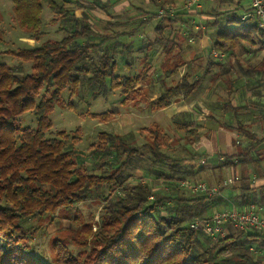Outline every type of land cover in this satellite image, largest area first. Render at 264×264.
<instances>
[{
	"label": "trees",
	"instance_id": "obj_1",
	"mask_svg": "<svg viewBox=\"0 0 264 264\" xmlns=\"http://www.w3.org/2000/svg\"><path fill=\"white\" fill-rule=\"evenodd\" d=\"M149 1L177 10L160 16L155 24L144 18L130 30L110 33L95 31L85 15L79 20L74 15L79 26L61 39H47L17 52L31 62V72L22 74L0 62V264H264L263 233L237 229L211 238L190 228L185 217L192 214L191 207L212 200L241 210L258 205L264 212V182L253 186L252 170L245 167L264 169V31L256 17H242L249 3L243 5L241 0H211L208 8L191 13L181 8L184 0ZM45 7L63 18L73 16L59 0H12L14 19L32 34L40 32ZM178 17L181 31L166 34V27ZM150 30L156 35L146 41ZM205 33L221 58L186 59L184 52L195 48ZM156 47L163 62L172 65L154 78L149 53ZM182 66L183 73L173 81ZM202 89L207 98L216 99L209 103L200 99L202 107L194 104L169 119L170 128L184 137L185 156L166 152L173 151L172 138L157 123L140 130L144 138L140 144L100 131L87 152L76 149L79 128L71 134L51 132L49 115L66 90L69 107L80 90L93 100L117 93L115 103L151 113L177 100L196 99ZM25 112L32 113L34 126L21 124ZM116 112L117 107L91 116L106 121ZM194 114L238 137L232 141L233 152L217 154L214 163L219 169L242 165L240 178L233 186L221 180L217 194L188 197L180 185L204 168L203 155L192 148L201 136ZM137 168L142 170V181L132 180ZM154 179L168 191L153 190ZM223 192L226 199L220 196ZM91 198L102 202V211L96 229L85 233L89 243L74 242L85 251L76 252L55 239L49 260L33 252L30 241L37 227L27 225L29 218L53 216L60 207L71 211ZM163 206L165 213L160 211Z\"/></svg>",
	"mask_w": 264,
	"mask_h": 264
},
{
	"label": "rangeland",
	"instance_id": "obj_2",
	"mask_svg": "<svg viewBox=\"0 0 264 264\" xmlns=\"http://www.w3.org/2000/svg\"><path fill=\"white\" fill-rule=\"evenodd\" d=\"M59 1L63 3L64 8L67 9L68 12L73 13V16L68 15L67 17L63 18L61 14H54L45 7L41 15L42 25L40 32L32 34L31 32L22 29L14 19L12 12V0H0V62H4L13 68L21 70L22 74L31 72V62L19 58L16 55L17 52L22 49L35 47L42 41L47 39H61L66 35L67 32H70L79 26L77 23L78 21H76L75 18H77L78 20L82 19V15H85L87 17L85 19L95 31L110 33L111 30L116 31L117 29L130 30L140 23V19L144 18H149L151 23L155 24L157 20H159V18H161L162 16L160 17L159 15H153L154 12L157 13L158 9L160 8L166 9L169 7H173L171 5L155 7L149 0H96L95 2L92 0ZM241 1L243 5H247L249 3L248 0ZM199 2L205 8H208L212 5L211 0H200ZM117 23L120 24L117 25ZM179 23V17L175 18L173 24L166 27V34L170 33L172 35L179 30L181 31ZM190 23H192L191 20ZM155 35V30H150L147 33L146 41H151L155 37ZM202 36L208 37L206 33ZM211 49L212 48L210 46L208 51L205 54L203 53V57H210L209 51ZM149 55L150 62L153 65L154 78L157 77L161 69L172 65V63L168 64L163 62V59H161L162 55L159 52V47H156V50H152ZM185 58L187 59L186 56ZM135 67L140 68L141 63L136 61ZM184 69L185 67L180 70L179 74L172 76L171 79L173 78V81L179 79ZM198 70L201 71L202 69L200 68ZM171 79H169L168 81H170ZM78 91V94H75L71 97L73 101L72 107H69L67 105V101L70 99L68 91H64L62 94L63 101L58 103L49 115L52 122V133L58 130H64L67 133L71 134L76 128H79L81 130V140L76 145V149L78 151L87 152L88 146L96 140L97 134L100 131L118 133L130 139H134V142L140 144L144 142V138L141 135L140 130L143 127L150 126L153 123H157L168 134H170L172 138L173 146L171 147L173 148V151L166 150V152L174 157L178 155H187L186 150L183 148L186 143L184 137L182 136V133L175 132L170 128L169 119L167 118L165 113H152L147 117L142 113H137L132 120H128L127 115L133 108L129 103L125 107L117 104V102L115 103V100L118 97L117 93L110 94L107 100L102 97H98L97 99L93 100L87 93L85 94L82 91L80 92V90ZM221 92L222 91H219L220 94L223 93ZM207 94L208 92L205 89H202L197 95V100L201 102L200 99H204L209 103L216 99L215 95L207 98ZM115 107H117V112L106 121H102L91 116L92 113L107 112L113 110ZM171 111L172 109L168 112ZM218 113L219 112H216V114ZM20 121L22 125H35L31 112L23 113L20 116ZM196 124L200 129L201 136L199 140H195L192 148L194 149L196 154L198 153L200 155H203V157H201V160L203 161L204 168L199 170L194 177H187L184 180L205 183L208 187L216 188L217 192L219 193L220 184L224 180L231 179L234 176H237L238 179L240 178V173L243 166H227L219 169V166H216V163H214L216 155L225 152H213L210 145V132L212 130L218 129L219 126L211 122L206 116L203 115L197 117ZM215 136L217 138V141L219 142V139L221 137L220 134L217 132L215 133ZM234 139H238L237 135ZM190 157L192 156L189 154V158ZM194 158L198 159V156H195ZM190 162L191 161L188 160V163ZM88 164L89 162L87 161V165ZM89 167L93 171V166ZM245 167H248V169L252 170L254 180L258 179V177H264L263 168H257V170L255 171V169H253L251 166L245 165ZM142 176V170L140 168H137L132 180L142 181L144 179H142ZM234 183L235 182H233L230 186H233ZM152 184L153 190L155 191H168L169 189V187L165 186V184H163L159 180L154 179L152 181ZM252 185L259 186L256 183H253ZM183 188L185 189H183L185 195L188 197H191L193 195L215 194H208L198 191L193 192L189 188ZM105 193H107V191ZM178 194L179 193H176V195ZM150 196L153 197V195ZM220 196H223L224 199L227 198L226 193L224 192L221 193ZM231 205L232 203H230L228 207H230ZM101 206L102 202L97 199L91 198L87 201L81 202L71 211H67L66 209L60 207L54 212L53 216L46 215L43 217L34 216L32 218H29L26 222L27 225H33L37 227L35 233L33 234V238L30 241L33 252L36 255L45 257V259L49 260L51 257L50 255L53 254L52 244L55 239H60L68 243L69 247L76 252L85 251V247H79L74 242L76 240H84L89 243V240L85 238V236H87L85 233L88 228L94 230L99 225V216L102 211ZM255 206L258 207V205ZM224 208L227 207L216 205L213 200L202 205L199 204L197 207L190 208L192 214H185V217L187 218L186 222L190 223L193 220L201 219L202 217L205 218L212 214L214 211L222 210ZM160 209L162 213L166 212L164 210V206ZM196 212H201L203 216L201 217L197 215ZM73 216L75 218H72ZM230 230L237 232V230L235 229ZM251 248L253 249V247Z\"/></svg>",
	"mask_w": 264,
	"mask_h": 264
},
{
	"label": "built area",
	"instance_id": "obj_3",
	"mask_svg": "<svg viewBox=\"0 0 264 264\" xmlns=\"http://www.w3.org/2000/svg\"><path fill=\"white\" fill-rule=\"evenodd\" d=\"M249 10L242 13L243 18L250 16L257 18L258 28L264 31V0H248ZM183 10L187 12H193L201 8L199 0H184L182 7ZM176 8L169 7L166 9L160 8L157 13L159 16L165 14H173ZM192 23L195 21L192 19ZM195 27H197L195 25ZM191 42L192 39H189ZM209 55L216 58H221V54L216 50L211 49ZM238 177L234 176L231 179L223 181V185H230ZM180 185L185 188L191 189L193 192H205V193H216V188L208 187L205 183L194 182L190 180H183ZM153 197L150 196L149 199ZM190 228L198 231L204 232L211 238H217L225 235L230 229L235 230H246L253 229L254 231L264 234V212L260 207L251 205L247 209H238L234 204L230 207L224 208L222 210H216L210 216L196 219L190 222Z\"/></svg>",
	"mask_w": 264,
	"mask_h": 264
},
{
	"label": "crops",
	"instance_id": "obj_4",
	"mask_svg": "<svg viewBox=\"0 0 264 264\" xmlns=\"http://www.w3.org/2000/svg\"><path fill=\"white\" fill-rule=\"evenodd\" d=\"M200 6H202V4L200 3ZM189 41V40H188ZM193 42V40L191 41ZM210 40L207 36H201L198 41H197V46L195 48H192V49H187L185 52H184V55L187 57V59H190V58H197L201 55H203V53L205 54L209 47H210ZM263 54V53H261ZM184 68V66L180 67V70ZM199 69V68H198ZM155 95H153L152 97L150 98H154ZM231 103L233 105H236L237 101L236 99H233L231 101ZM194 104H198L200 107H202L201 105V102H199L196 99H192L191 101L185 103L184 101L182 100H177L176 102H173L172 104H170L169 106L165 107V108H162L160 110H156V111H153L151 113H148L145 109H138L136 107H132L133 109L128 113V117L127 119L128 120H132L134 116H136L137 113H142L144 116H148L152 113H165V115L167 116L168 119H170V117L172 115H174L175 113H178V112H182V111H187V110H191L192 106ZM143 107V105H142ZM171 112H168L169 110H171ZM202 114H194V122L196 123V120H197V117L198 116H201ZM219 133L220 136V141L218 142L217 141V138L215 136V133ZM236 133L232 130H228V129H224V128H221L219 127L218 129H215V130H212L210 132V135H211V138H210V145H211V150L214 152H217V151H223L225 152L226 154H231L233 152V147H232V141L234 140L235 138V135ZM256 184L260 185L264 182V177H258V179L254 180Z\"/></svg>",
	"mask_w": 264,
	"mask_h": 264
}]
</instances>
